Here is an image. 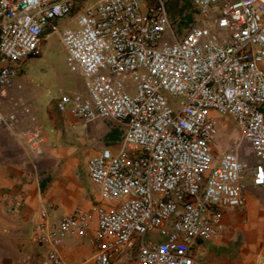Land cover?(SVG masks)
<instances>
[{
    "label": "built area",
    "instance_id": "built-area-1",
    "mask_svg": "<svg viewBox=\"0 0 264 264\" xmlns=\"http://www.w3.org/2000/svg\"><path fill=\"white\" fill-rule=\"evenodd\" d=\"M172 1L0 0V124L16 126L1 94L50 30L85 85L56 98L55 107L123 130L87 163L100 204L35 225L32 243L44 251L17 264H68L57 247L86 234L95 218L96 249L85 264H203L195 244L223 233L221 218L244 204L252 169V185L264 186V0H185L206 21L181 37ZM73 13L77 27L60 29L59 19ZM217 116L235 121L256 163L239 145L216 154ZM25 138L45 140L37 131Z\"/></svg>",
    "mask_w": 264,
    "mask_h": 264
},
{
    "label": "crops",
    "instance_id": "crops-1",
    "mask_svg": "<svg viewBox=\"0 0 264 264\" xmlns=\"http://www.w3.org/2000/svg\"><path fill=\"white\" fill-rule=\"evenodd\" d=\"M32 58L14 84L1 94L3 109L16 111L17 123L14 128L0 124V264H17L27 254L39 258L38 253L44 249L32 243L35 225L44 219L59 223L76 209H94L101 200L99 187L87 173V163L108 145L102 138L105 128L100 119L94 120L90 136L83 134L78 129L83 120L71 111H59L55 107L57 96L48 95L42 104L36 102L38 96L30 97L26 90L31 86ZM220 118L231 125L235 123L232 118ZM27 131L39 132L44 142L29 143L25 138ZM245 144L249 151L241 149L242 156L256 163L253 149ZM230 148L227 143L225 149L215 151L220 156ZM253 173L252 169L246 183L245 203L223 214V233L195 244L203 264H259L264 258V186L252 185ZM10 207H16L14 212L9 211ZM45 209L49 214L43 218ZM97 228L95 218L86 234L67 236L57 247L68 264H85L92 258ZM131 264L139 263L135 260Z\"/></svg>",
    "mask_w": 264,
    "mask_h": 264
},
{
    "label": "rangeland",
    "instance_id": "rangeland-1",
    "mask_svg": "<svg viewBox=\"0 0 264 264\" xmlns=\"http://www.w3.org/2000/svg\"><path fill=\"white\" fill-rule=\"evenodd\" d=\"M97 1L98 0H85V4L89 6ZM170 7L171 18L179 37L183 36L191 24H201L204 20L206 21V19L199 16L193 6L185 0L172 1ZM184 13L191 14L192 19L189 23L181 21L186 18ZM216 14L217 10L214 9L210 12L209 16L213 17ZM58 26L60 29L69 26L74 28L77 27V13L59 19ZM42 49H44V51H41L31 59L29 67V83L31 86L26 90V93H28L30 97L38 96L36 102L42 104L45 103L44 101L48 95L57 96L56 98H59L68 93L82 92L85 90L83 78L78 72L73 71L69 64L68 54L59 32L50 33V30H48ZM217 117V124L221 128V138L214 143L213 149L216 151L223 150L226 148L227 143H229L230 147L239 145L241 146L240 149H243L244 152H248V145L243 142L242 136L235 123L234 125H231L227 120H223L219 116ZM100 120L102 126L105 128L102 138L106 143L108 141L107 135L114 129L121 131V125L118 122L111 120ZM92 122L93 121L84 124L83 121L78 123V129H80L83 134L86 133L89 135V128ZM236 135L238 140H235L237 138ZM90 148H92L91 141ZM83 168L84 167L81 164V173H83ZM237 218L240 221L242 220L240 214L237 215ZM156 238L157 235L149 237L150 240H155Z\"/></svg>",
    "mask_w": 264,
    "mask_h": 264
},
{
    "label": "trees",
    "instance_id": "trees-1",
    "mask_svg": "<svg viewBox=\"0 0 264 264\" xmlns=\"http://www.w3.org/2000/svg\"><path fill=\"white\" fill-rule=\"evenodd\" d=\"M170 6H169V10H170ZM171 11V10H170ZM184 16L186 17L185 19L181 20V21H186V23H189V21L192 19L191 14H187L184 13ZM122 128L121 131L119 130H112L108 135H107V139L108 141L106 142L108 145H112L118 142V140L121 138L122 135ZM44 184H42V188H43Z\"/></svg>",
    "mask_w": 264,
    "mask_h": 264
}]
</instances>
